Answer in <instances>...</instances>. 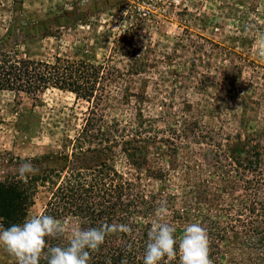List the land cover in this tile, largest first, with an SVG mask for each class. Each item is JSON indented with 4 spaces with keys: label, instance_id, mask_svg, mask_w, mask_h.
<instances>
[{
    "label": "rangeland",
    "instance_id": "374dc122",
    "mask_svg": "<svg viewBox=\"0 0 264 264\" xmlns=\"http://www.w3.org/2000/svg\"><path fill=\"white\" fill-rule=\"evenodd\" d=\"M262 36L264 0H0L4 50L49 63L85 60L110 71L103 106L109 119L130 121L140 112L171 125L196 120L205 136L209 130L240 134L248 147L260 143L264 151ZM88 107L56 89L37 98L0 93V183L20 180L16 169L32 160L39 159L41 169L62 168V155L75 153L72 140ZM158 127L165 129L160 121ZM192 148L198 159L209 150L204 144ZM115 151L117 157L101 160L128 172ZM150 159L148 167L155 169ZM143 183L149 191L159 186L144 175ZM50 190H39L27 217L43 212ZM240 252L230 251L224 264L247 263ZM13 263L0 248V264Z\"/></svg>",
    "mask_w": 264,
    "mask_h": 264
},
{
    "label": "trees",
    "instance_id": "16d2710c",
    "mask_svg": "<svg viewBox=\"0 0 264 264\" xmlns=\"http://www.w3.org/2000/svg\"><path fill=\"white\" fill-rule=\"evenodd\" d=\"M128 73L139 75L140 71ZM109 78L110 71L103 64L59 57L41 62L0 47V93L37 98L56 89L89 104L72 140L75 153L62 155V168L41 169L39 159L32 160L38 169L35 175L26 181L0 183L3 226L22 224L39 190L50 187L41 214L56 219L61 232L46 238L39 264H48V248L67 246L73 229L98 228L103 223L127 224L132 231L106 236L99 250L90 254L89 264H143L154 220L176 229L177 257L171 261L165 257L159 264H180L179 240L191 223L207 230L213 264H224L232 250L246 252L245 264H264V151L260 143L248 147L240 134L224 137L213 130L205 136L206 128L196 120L171 125L163 117L145 119L140 112L130 121L109 119L103 114L109 102ZM159 121L164 130L158 127ZM193 144L209 147L202 159L195 157L198 151ZM116 149L124 157L126 173L111 159L101 160L100 156L117 157ZM150 156L155 169L148 167ZM143 175L159 184L155 191L146 188ZM162 201L167 202V212L158 215Z\"/></svg>",
    "mask_w": 264,
    "mask_h": 264
},
{
    "label": "clouds",
    "instance_id": "9594fccd",
    "mask_svg": "<svg viewBox=\"0 0 264 264\" xmlns=\"http://www.w3.org/2000/svg\"><path fill=\"white\" fill-rule=\"evenodd\" d=\"M261 39L264 40V36ZM261 54L264 55V52ZM37 171L30 161L20 164L16 169L18 179L21 181H26ZM166 212L167 202L162 201L157 214L162 215ZM131 231L129 225L118 223H103L98 228H75L67 246L48 248V264H89L90 254L99 250L106 236ZM60 232V223L45 214L27 217L22 224H13L7 228L0 221V248L14 258L16 264H39L46 248V238L56 237ZM175 232L176 229L170 224L154 220L148 232L143 264H159L165 257L169 261L175 259L177 257ZM178 251L180 264H213L210 259L208 232L199 223L185 226L179 240Z\"/></svg>",
    "mask_w": 264,
    "mask_h": 264
}]
</instances>
